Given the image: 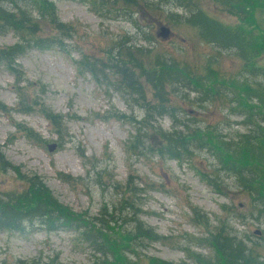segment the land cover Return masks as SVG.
Listing matches in <instances>:
<instances>
[{"label": "rangeland", "instance_id": "1", "mask_svg": "<svg viewBox=\"0 0 264 264\" xmlns=\"http://www.w3.org/2000/svg\"><path fill=\"white\" fill-rule=\"evenodd\" d=\"M49 1L59 21L70 28V37L61 39V47L25 52L16 60L14 72L0 63V151L13 168L0 172V194L18 193L26 187L23 177L36 176L52 199L84 219L96 218L102 209L111 207L115 218H128L130 213L118 212V208L120 201L131 200L139 212L136 219L161 237L132 246L128 252L121 249L125 260L137 264H148L149 258L195 264L185 251L211 255L205 245L209 233L219 227L235 232L243 241L259 242L264 236V216L256 213L233 178L219 175L216 191L201 177L200 172H210L215 166L209 155L194 153L191 160L179 163L149 152L141 156L140 148L131 152L134 127L144 111L134 97L115 91L116 77L97 63L109 66V48L121 36L151 55L164 53L199 68L197 72L209 62L219 78L228 81L237 79L239 61L231 53L200 43L194 29L172 27L164 19L166 14L183 13L165 0H146L157 2L164 15L139 11L130 18L120 11L99 17L87 0ZM200 3L207 17L244 30L259 44L253 65L264 68V0H236L230 9L208 0ZM161 26L168 30L163 39L158 33ZM37 35L60 38L51 30ZM145 36L151 40H143ZM15 41L11 33L0 36V49ZM89 63L97 72L86 70L84 65L89 68ZM232 90L243 102L250 98V104L264 112L250 94ZM193 98L190 94L189 99ZM170 100L180 121H196L225 136L247 131L241 124L243 117L229 110L222 95L193 104L178 101L177 96ZM156 122L162 130H169L167 117ZM51 144L54 149L48 152ZM249 163L264 183V149L256 150ZM119 225L120 232L114 228L111 236L121 244V235L130 227ZM97 256L68 231H46L39 226L23 233L0 230V264H92Z\"/></svg>", "mask_w": 264, "mask_h": 264}, {"label": "trees", "instance_id": "2", "mask_svg": "<svg viewBox=\"0 0 264 264\" xmlns=\"http://www.w3.org/2000/svg\"><path fill=\"white\" fill-rule=\"evenodd\" d=\"M165 1L173 3L183 13L166 14L164 19L172 27H190L195 30L200 43L231 53L240 63L239 73L233 81L220 79L209 62L203 64L201 72H197L199 68L175 61L164 53L151 55L148 49L137 46L127 36L119 37L115 46L111 45L109 48V66L99 61L97 63L116 77L115 91L124 97H134L136 104L144 111L138 126L134 127L135 134L130 140L129 149L132 152L140 148L138 153L141 156L149 152L179 163L191 160L194 153L204 152L215 162L210 172H200L205 183L217 191L219 175L230 176L248 196L256 213L264 216V183H260L263 180L249 163L256 150L264 149V112L251 105L250 98L243 102L239 99L240 94L237 93L236 96L232 90L236 88L239 92L242 91L241 95L250 94L251 101L259 102L264 109V100L261 102L258 98H264V68L253 65L259 44L251 40L244 30L223 26L207 17L199 8L200 2L205 0ZM208 1L230 9L236 0ZM87 2L99 17L119 11L127 18L139 11L163 14L157 7V2L147 3L146 0ZM49 30L60 38L37 35ZM6 33L13 34L16 41L0 49V63L6 70L14 72L16 60L25 52L61 47V39L69 38L71 30L59 21L49 0H0V36ZM142 39L150 41L151 37L145 36ZM84 67L87 71L97 72L94 64L89 63V68L86 65ZM146 94L149 95L148 98ZM190 94H194L196 98L190 100ZM220 95L228 102L233 114L243 117L241 124L247 130L245 133L219 135L214 129L197 125L196 121H180L174 114L176 108L170 105L172 96H177L178 101L193 104L211 102ZM1 107L0 105V109ZM164 116L170 121L168 131L162 130L156 122V119ZM132 122L136 124L133 119ZM12 169L0 151V172ZM23 180L26 186L24 190L0 194L1 231L23 233L33 226H39L46 231L71 232L74 240L86 246L93 255H98V259H94L92 264H137L136 261L125 260L120 253L121 249L128 252L137 244L143 246L161 240L158 234L136 219L139 212L133 208L131 200L119 202L118 212H129L128 218H115V209L111 207L110 210L102 209L96 218L84 219L52 199L45 185L36 176H25ZM117 224L120 227H130L124 236L121 235V244L111 236L114 228L120 232ZM258 239L260 241L256 243L243 241L235 232L230 233L219 227L209 233L205 245L211 255L185 252L187 259L191 257L195 264H264V236ZM147 262L171 264L151 258Z\"/></svg>", "mask_w": 264, "mask_h": 264}, {"label": "water", "instance_id": "3", "mask_svg": "<svg viewBox=\"0 0 264 264\" xmlns=\"http://www.w3.org/2000/svg\"><path fill=\"white\" fill-rule=\"evenodd\" d=\"M158 33H159V36L163 39V38H165L166 33H168V30L165 27L161 26L159 28V32ZM156 36H157V33H156ZM53 149H54V144H51V145L47 146L48 152H50Z\"/></svg>", "mask_w": 264, "mask_h": 264}]
</instances>
